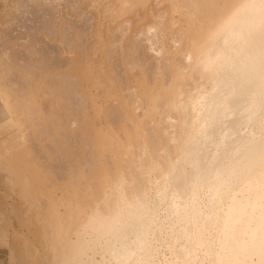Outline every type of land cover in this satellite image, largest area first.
Returning a JSON list of instances; mask_svg holds the SVG:
<instances>
[{"label":"bare ground","instance_id":"bare-ground-1","mask_svg":"<svg viewBox=\"0 0 264 264\" xmlns=\"http://www.w3.org/2000/svg\"><path fill=\"white\" fill-rule=\"evenodd\" d=\"M0 43L11 264H264V0H0Z\"/></svg>","mask_w":264,"mask_h":264},{"label":"rangeland","instance_id":"rangeland-1","mask_svg":"<svg viewBox=\"0 0 264 264\" xmlns=\"http://www.w3.org/2000/svg\"><path fill=\"white\" fill-rule=\"evenodd\" d=\"M31 8H33V9H31L33 12H35V10L37 9L36 7H33V6H30ZM35 8V9H34ZM49 9V8H48ZM38 10V9H37ZM36 10V11H37ZM40 11V12H39ZM39 11H37V14H36V12L34 13V14H28V16L26 17V19H25V21L24 22H26V23H23V26H22V24L21 23H19V25H13L12 27H11V30L9 29L8 31H7V33L8 34H10L11 36H17L18 34H26V32H28V31H32L33 29V31H35V32H38V29H39V27L41 26V25H44V24H49L50 23V18H52L53 16L52 15H50V17L49 18H43V13L44 12H41V10H39ZM39 12V13H38ZM40 13H41V15L42 16H40ZM39 14V15H38ZM83 15V14H82ZM81 15V23H83V21H85L86 22V26L84 25L85 24V22L83 23V24H81L80 23V25L83 27V28H85L84 29V31L86 32V33H90L89 31H90V27H91V25L92 24H90V23H92L93 22V20H92V16L90 15H87V16H85V14L82 16ZM34 16H35V18H34ZM30 17V18H29ZM86 17V18H85ZM32 18H33V20H32ZM87 18H89V19H87ZM74 20L73 21H75V22H73V24H75V23H77V21L75 20V18H73ZM82 19H84V20H82ZM88 21H86V20ZM92 20V21H91ZM32 21H34V22H32ZM45 22V23H43V22ZM28 22V23H27ZM89 23V24H88ZM24 24L27 26H24ZM30 28H32V30H30ZM35 28H37V29H35ZM87 28V29H86ZM89 28V29H88ZM15 29H16V31H15ZM24 29H26L25 31H24ZM10 31V32H9ZM15 32V33H14ZM85 33V35H88V34H86ZM3 45H5V41H3V42H1ZM0 43V45H1V50H3V48L5 49V47L4 46H2V44ZM7 45V46H6ZM6 47L7 48H9V44H7L6 43ZM51 47V46H50ZM144 48H142V50H143ZM12 51V50H11ZM15 52V51H14ZM14 52H13V54H14ZM144 52V50L143 51H141L140 50V53L142 54ZM16 54H14V55H17V56H21V57H23V59L25 60H27V55L25 54L26 52L24 51V50H21V49H19V51L17 52H15ZM24 53V54H23ZM13 55V56H14ZM25 60V61H26ZM51 166H52V169L54 170V173H55V175H57V177L59 178H61L63 175H64V171H66V163L61 159V158H57V160L55 161H52V163H51ZM16 240V239H15ZM11 251L9 250V248L8 247H6L5 248V246H2V245H0V264H11V259L9 258V255H10V257H11ZM14 262L12 261V264H13Z\"/></svg>","mask_w":264,"mask_h":264}]
</instances>
